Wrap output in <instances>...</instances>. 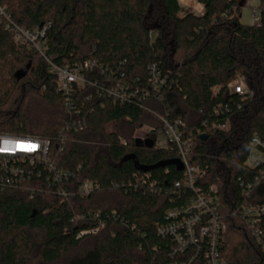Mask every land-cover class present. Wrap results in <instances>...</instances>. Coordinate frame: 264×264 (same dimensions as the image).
Listing matches in <instances>:
<instances>
[{"label": "trees", "instance_id": "16d2710c", "mask_svg": "<svg viewBox=\"0 0 264 264\" xmlns=\"http://www.w3.org/2000/svg\"><path fill=\"white\" fill-rule=\"evenodd\" d=\"M196 1L201 16L183 14L179 0H1L19 26L48 25L57 65L92 60L105 74L96 71L90 80L104 84L114 73L140 90L149 89L148 67L156 65L166 85L160 98L123 105L86 87L74 93L70 112L47 64L0 23V134L49 140L50 158L73 173L66 199L43 180L0 192V264H172L171 240L157 227L192 193L175 190L182 180L175 166L139 169L177 160L173 150L136 147L137 130L162 127L158 116L181 119L185 136L205 132L208 139L196 136L190 158L201 169L199 185L217 188L226 214L243 204L244 187L256 174L244 167L250 141L264 142V22L241 23L248 0ZM237 75L249 96L230 93ZM83 116L86 129L68 132L62 149L65 124ZM227 119L228 131L213 129ZM146 174L155 186L136 188V177ZM85 180L100 189L80 198L76 190ZM250 202L264 203V181ZM258 227L264 233V219ZM222 254L228 264H264V251L240 217L227 220Z\"/></svg>", "mask_w": 264, "mask_h": 264}, {"label": "built area", "instance_id": "2783aa9c", "mask_svg": "<svg viewBox=\"0 0 264 264\" xmlns=\"http://www.w3.org/2000/svg\"><path fill=\"white\" fill-rule=\"evenodd\" d=\"M264 22V7L253 9V25L261 26ZM0 23L9 33L15 43L27 51L39 55L47 64L48 73L56 78L57 91L63 95L65 105L71 112V98L77 90H85L86 87L98 89V94L104 99H110L115 104L123 105L134 98L146 101L150 96L160 98L166 85V79L156 65H150L149 89L140 90L130 86L123 79L115 77V74L107 75L105 83L98 80H90L96 71L105 74L102 67L95 61H86L75 67L59 66L55 58L49 53L46 33L48 25L35 30H27L19 26L11 18L7 6L0 0ZM123 77V75H122ZM229 91L233 95L246 97L250 95L249 88L243 76L237 75L229 85ZM222 108L215 109L219 115ZM79 115V113H77ZM162 127L153 129L149 127L147 134L139 138L143 141H153V148L157 150L176 153L177 160L181 163L182 180L174 184L176 191L187 190L192 193L179 206L170 208L166 212V223L157 227V233L171 240L170 254L175 259L172 264H228L223 258V243L227 232V220L229 217H240L249 230L250 236L264 251V233L258 227L264 219V203L252 204V193L264 181V142L254 136L250 141V150L244 163V167L256 174L250 183L246 184L243 191L244 201L237 210L232 213H224L223 206L218 197L215 186L204 188L199 185L202 172L198 166L190 163L194 153L196 136H203L205 132L196 130V135L190 132L184 135L186 126L181 119L170 120L164 116H158ZM206 126V123H204ZM87 127L86 117L80 120L71 119L65 124L60 135L61 148L64 147L67 133L83 131ZM207 127V126H206ZM230 121L214 125L213 129L228 131ZM153 135V139L149 137ZM138 137H134V140ZM123 144L126 143L123 141ZM61 149V151H62ZM27 167L28 169H25ZM73 177V173L58 168L50 158V141L43 138L23 137L11 134H0V192L8 187H17L24 181L43 180L55 194L66 199L71 194L66 187ZM154 182L146 174L136 177V188H153ZM100 186L93 181L85 180L77 187L76 194L80 198H86L98 191ZM90 233V232H85ZM84 233V234H85Z\"/></svg>", "mask_w": 264, "mask_h": 264}, {"label": "rangeland", "instance_id": "374dc122", "mask_svg": "<svg viewBox=\"0 0 264 264\" xmlns=\"http://www.w3.org/2000/svg\"><path fill=\"white\" fill-rule=\"evenodd\" d=\"M181 6L183 7V14L193 13L197 14L198 9L201 8V5L196 0H179ZM261 5L260 0H248L246 6L242 9V18L241 23L244 25L252 26L253 25V9L259 8ZM114 130V124L107 126V132L111 133ZM149 130V127H143L136 131L134 137L142 138L144 137Z\"/></svg>", "mask_w": 264, "mask_h": 264}, {"label": "water", "instance_id": "95a60500", "mask_svg": "<svg viewBox=\"0 0 264 264\" xmlns=\"http://www.w3.org/2000/svg\"><path fill=\"white\" fill-rule=\"evenodd\" d=\"M207 139H208L207 135L201 136V140L202 141H206ZM135 144H136V147H138V148H143V147H145L147 149H152L153 148V141H151V140L143 141V140L138 138V139L135 140ZM167 166H175V167H177V169L179 171L183 170V167H182L181 163L178 160L163 161V162H160V163H158L157 165H155L153 167H150V168L139 167V169H141L143 172H149L151 170H155V169H159V168H165Z\"/></svg>", "mask_w": 264, "mask_h": 264}, {"label": "crops", "instance_id": "0c3cea01", "mask_svg": "<svg viewBox=\"0 0 264 264\" xmlns=\"http://www.w3.org/2000/svg\"><path fill=\"white\" fill-rule=\"evenodd\" d=\"M203 13H204V8H203V6H201V8L198 9V13L195 14V15H197V16H201Z\"/></svg>", "mask_w": 264, "mask_h": 264}]
</instances>
